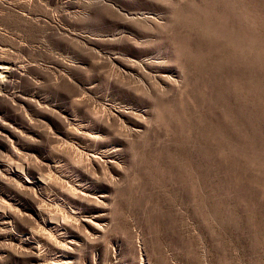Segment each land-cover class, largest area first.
Returning a JSON list of instances; mask_svg holds the SVG:
<instances>
[{"label": "rangeland", "instance_id": "374dc122", "mask_svg": "<svg viewBox=\"0 0 264 264\" xmlns=\"http://www.w3.org/2000/svg\"><path fill=\"white\" fill-rule=\"evenodd\" d=\"M0 264H264V0H0Z\"/></svg>", "mask_w": 264, "mask_h": 264}, {"label": "bare ground", "instance_id": "6f19581e", "mask_svg": "<svg viewBox=\"0 0 264 264\" xmlns=\"http://www.w3.org/2000/svg\"><path fill=\"white\" fill-rule=\"evenodd\" d=\"M1 77H2V75H1Z\"/></svg>", "mask_w": 264, "mask_h": 264}]
</instances>
